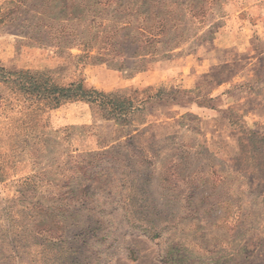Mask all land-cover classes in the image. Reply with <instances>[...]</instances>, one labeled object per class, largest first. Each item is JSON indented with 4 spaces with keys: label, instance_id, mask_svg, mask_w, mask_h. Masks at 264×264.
<instances>
[{
    "label": "rangeland",
    "instance_id": "obj_1",
    "mask_svg": "<svg viewBox=\"0 0 264 264\" xmlns=\"http://www.w3.org/2000/svg\"><path fill=\"white\" fill-rule=\"evenodd\" d=\"M101 1L0 0V264H264V0ZM18 71L162 91L122 122Z\"/></svg>",
    "mask_w": 264,
    "mask_h": 264
},
{
    "label": "trees",
    "instance_id": "obj_2",
    "mask_svg": "<svg viewBox=\"0 0 264 264\" xmlns=\"http://www.w3.org/2000/svg\"><path fill=\"white\" fill-rule=\"evenodd\" d=\"M101 3V0H82L81 4H78V10L88 14L90 17L88 20L90 29H94V23L100 17L99 12L94 6H98ZM201 8L202 7L200 6L197 11L204 12ZM83 10L90 12H85ZM136 12L139 13L138 10H135L134 12H128L127 17L129 20L125 22L126 26L130 25L133 20L137 19ZM139 17L141 19L140 21L142 22L138 23L137 26L139 37L136 42L138 44L146 43V47L148 44L153 51H156L155 46H158L159 44H165L166 38H169L171 34L170 27H167L164 22H153L154 19L149 15ZM148 19H150L151 22H148ZM122 28H119V30ZM62 31L63 30L60 32ZM73 34L76 35V32ZM123 37H128V34L123 35ZM91 40L92 37L85 41L84 48L91 44ZM6 75H8V77L6 76V83L12 84V86H15V88L20 87L24 94L26 93L34 97H42L43 99H46L48 104L54 103V105L57 107L63 102L67 101L91 102L101 108V110L107 114V116L122 122L127 121L126 116H128L131 112L139 110L147 102L156 97L158 91H162L161 89H158L157 94L155 93L153 95L150 92L152 91V87H147L142 90L134 89L104 92L93 88L87 84L84 79L73 80L66 85H62L52 79L51 72L49 71H18L15 73L6 72ZM11 75L14 76V78L11 77ZM140 95L142 97H140Z\"/></svg>",
    "mask_w": 264,
    "mask_h": 264
}]
</instances>
